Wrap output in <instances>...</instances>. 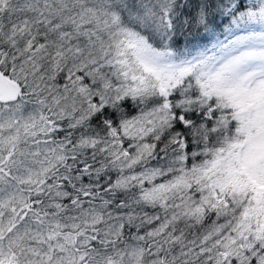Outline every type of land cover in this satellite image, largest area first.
<instances>
[{"label": "snow or ice", "instance_id": "1", "mask_svg": "<svg viewBox=\"0 0 264 264\" xmlns=\"http://www.w3.org/2000/svg\"><path fill=\"white\" fill-rule=\"evenodd\" d=\"M0 264H264V0H0Z\"/></svg>", "mask_w": 264, "mask_h": 264}]
</instances>
